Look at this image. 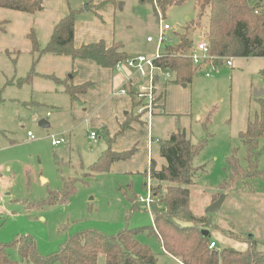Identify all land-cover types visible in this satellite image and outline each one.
<instances>
[{"label":"rangeland","instance_id":"374dc122","mask_svg":"<svg viewBox=\"0 0 264 264\" xmlns=\"http://www.w3.org/2000/svg\"><path fill=\"white\" fill-rule=\"evenodd\" d=\"M155 1L42 0V9L34 13L0 7V243L29 235L44 256L58 251L69 236L82 230L115 235L125 228L152 226L143 202L149 194L144 185L149 179V164L151 159L156 168L165 164L161 143L171 133L183 132L193 143L203 142L192 161L196 168L189 194L192 213L205 215L207 207L223 197L220 209L210 214V238L215 247L245 250L249 244L246 234H252L248 239H254L257 250H264V178L220 187L227 177L229 155L234 154L246 167L240 133L264 106V58H232V66L223 61L215 70L200 67L187 84L164 81L158 74L155 115L147 126V121L131 118L130 111L124 116L127 109L120 107V87L115 82L107 84L106 70L101 66L90 69L72 62L69 56L41 50L57 19L73 10L79 40L115 41L131 56L152 55L155 44L146 37L156 36L160 20L170 26V38L196 14L191 0L173 3L164 12ZM201 25L206 29V16ZM30 31L41 51H32L27 36ZM194 33L196 41H201V30ZM123 65L121 71L113 69L114 76L129 73L138 86L147 83ZM73 70L83 81L97 85L83 96V103L71 100L65 91V83L72 84L68 78ZM73 81H79L77 76ZM256 91L262 93L255 95ZM159 94L161 99H156ZM120 116H124L121 121ZM41 120L48 126H41ZM117 121L118 129L114 130ZM124 124L127 127L119 132ZM91 131L95 141L89 138ZM51 134L64 141L52 145ZM113 136L115 140L110 139ZM107 147L135 150L108 170L91 171L90 165ZM258 150V169L264 171V137L258 140ZM136 238L157 254V264H176L162 252L152 233L144 230ZM7 252L12 259H20L14 248L8 247Z\"/></svg>","mask_w":264,"mask_h":264},{"label":"trees","instance_id":"16d2710c","mask_svg":"<svg viewBox=\"0 0 264 264\" xmlns=\"http://www.w3.org/2000/svg\"><path fill=\"white\" fill-rule=\"evenodd\" d=\"M185 1L188 0H157L155 4L164 12L167 6ZM191 1L196 9L195 18L180 33H174L169 38L161 48V56L155 60L157 66L172 73L171 80L174 83H190L198 69L191 60L196 29L202 32V41L207 47V61L216 66L227 58H264V4L260 0ZM0 7L34 13L41 10L43 5L42 0H0ZM203 16L207 17L206 29H202L201 25ZM74 25L75 13L69 10L54 24L51 37L41 50L72 59H89L111 69L130 57L118 42L106 45L99 40L74 47ZM27 36L32 51H41L33 31ZM89 85V82L80 85L65 83V91L71 100H76L77 95L86 92ZM161 97L159 94L156 99ZM125 127L126 124L122 125L118 131L122 132ZM240 137L245 148L246 167L240 165L234 154L229 155L226 158L227 177L220 184L222 189L264 178V171L258 169L257 165L260 155L258 140L264 137L263 105L260 114L247 122ZM202 147L203 142L193 143L183 132H173L161 143L160 155L166 163L156 168L151 159L148 172L152 226L125 228L115 235H106L93 229L82 230L69 236L58 251L44 256L38 253L32 237L16 236L9 243H0V264H157V254L136 238L144 230L152 233L162 252L176 259L178 264H264V250H257L254 239L248 237L249 244L245 250L229 246L209 248L212 215L196 216L189 205L196 169L192 161ZM134 150L135 147L114 151L107 147L89 169L108 170L114 162L129 158ZM144 185L147 186V182ZM135 201L133 196V209L136 208ZM202 230H208V235L203 234ZM8 247L17 251L18 261L9 256Z\"/></svg>","mask_w":264,"mask_h":264},{"label":"built area","instance_id":"2783aa9c","mask_svg":"<svg viewBox=\"0 0 264 264\" xmlns=\"http://www.w3.org/2000/svg\"><path fill=\"white\" fill-rule=\"evenodd\" d=\"M261 1V0H260ZM262 3V1H261ZM161 16V15H160ZM162 17H160L161 19ZM170 30V26L160 20V24L158 26V31L155 37L147 36V42H154L155 48L153 50L152 55L146 54H139L136 56H130L126 58L122 62H118L114 69L121 70L123 64H125L128 68L133 69L139 78H143L147 80V83L142 84L138 87V90L134 92V96L138 101L137 113L145 114L147 119L153 114V99L156 93V86L159 82V75L161 74L162 79L164 81H169L172 78V73L168 70H163L159 66L155 64V60L161 56V48L162 46L169 41L168 31ZM207 47L204 41H199L195 44L192 54L191 60L193 66L199 68L202 66H209L211 70L216 69V65L209 63L207 61ZM226 65L232 66L231 58H227L223 60ZM124 66V65H123ZM206 76H209V72H206ZM121 94L126 93L124 89L120 90ZM48 115V114H47ZM27 135L33 138V135L30 132H27ZM95 132L91 131L89 133V138L95 141ZM51 144L58 145L64 141L62 137H57L53 134L50 135ZM149 179L147 181V186L149 189ZM142 200V199H141ZM145 203L146 208L149 210V202H150V193L148 196L143 200ZM209 248H215V242L211 240L209 243Z\"/></svg>","mask_w":264,"mask_h":264},{"label":"crops","instance_id":"0c3cea01","mask_svg":"<svg viewBox=\"0 0 264 264\" xmlns=\"http://www.w3.org/2000/svg\"><path fill=\"white\" fill-rule=\"evenodd\" d=\"M262 1V3L264 4V0H261ZM99 6H102V5H100L99 4ZM86 7H87V5H86ZM76 9H79V8H77L76 7ZM86 9H88V7L86 8ZM60 19V18H59ZM59 19H57V21L59 20ZM56 21V22H57ZM55 22V23H56ZM54 24V23H53ZM78 30H77V27H76V23H75V25H74V35H73V43H74V47H79V46H81L82 44H87V43H90V42H85V41H83V40H79L78 38ZM101 40V39H100ZM99 41V40H98ZM103 41V40H102ZM147 41V40H146ZM93 42H96V41H93ZM115 41H113V42H105L104 41V43L106 44V45H111L112 43H114ZM197 42H199V41H196L195 42V44L197 43ZM123 47V46H122ZM53 55V54H52ZM129 55L131 56V54L129 53ZM55 56H64V55H55ZM72 62H74V63H77V64H79L80 66H85V67H88V68H90V69H96L97 70V68L96 67H98V65L94 62V61H92V60H89V59H72ZM202 67H206V66H202ZM201 67V68H202ZM98 68H100V66L98 67ZM104 69V70H106L105 72H104V79L107 81V84L110 86H112L113 85V83L115 82L116 84H117V86L118 87H120V90L121 89H124L125 91H126V93H124V94H121V93H119V94H121V95H123L121 98V109L123 108V110L124 109H127L126 111H123V113H124V116L130 111L132 114V117L131 118H133L134 116H136V118H133L134 120H137V121H140V122H145L146 123V121H147V126H148V122H149V120H150V118H152V116L153 115H155V113H153L151 116H150V118L149 119H147V116L145 115V114H139V113H137V107H138V101H137V99L135 98V96H134V92L136 91V90H138V80L137 79H134L129 73H119V74H117L116 76H114V74H113V69H111V68H105V67H101V69ZM200 68V67H199ZM198 68V69H199ZM128 70H131V69H128ZM117 71H121V70H117ZM132 71H134L133 69H132ZM135 72V71H134ZM77 74V75H76ZM77 76V78H78V82H74L73 81V78L74 77H76ZM68 80L69 81H71V83L73 84V85H80V84H85V83H87V82H89L90 83V85H89V87L87 88V90H86V92H84V93H82V94H79V95H77V98H78V102H80V103H83V102H85V100L83 99L84 97V95L88 92V91H91V89H93L94 90V88L96 87L97 88V85H96V82L95 81H91V80H86V81H83V79H81V77H79V74L77 73V71H72V73L69 75V78H68ZM68 82V81H67ZM107 85V86H108ZM185 86V85H184ZM162 87V86H161ZM160 87H159V85H157L156 86V91H158V90H160L159 89ZM114 93V91H112L111 92V94L112 95H114L113 94ZM125 96V97H124ZM161 104H162V102H161ZM161 108H163V106H160V109ZM120 109V110H121ZM121 112V111H120ZM160 112H161V110H160ZM121 114V113H120ZM124 116H120V121H121V119L122 118H124ZM118 122L119 121H117V124L115 123V124H113V129L115 130V129H118ZM134 125H137V123L135 122L132 126H134ZM130 126V125H129ZM117 127V128H116ZM134 128V127H133ZM115 136H113V138H110V139H113V140H115L116 138H114ZM31 138V137H30ZM114 151H117V150H114ZM165 254V253H164ZM167 255V254H166ZM169 256V255H168ZM169 257H171V256H169ZM174 261H175V263L176 264H178V261L176 260V259H174L173 257H171Z\"/></svg>","mask_w":264,"mask_h":264},{"label":"water","instance_id":"95a60500","mask_svg":"<svg viewBox=\"0 0 264 264\" xmlns=\"http://www.w3.org/2000/svg\"><path fill=\"white\" fill-rule=\"evenodd\" d=\"M262 91H256L255 92V95H259L261 94ZM39 124L43 127H47L48 126V123L45 121V120H41L39 122ZM223 202V197H219L217 200H215L214 202H212L206 209L205 213L206 214H214L216 213L220 207H221V204ZM203 234L205 235H208L209 231L208 230H202ZM247 237L249 238H253V235L252 234H246Z\"/></svg>","mask_w":264,"mask_h":264}]
</instances>
